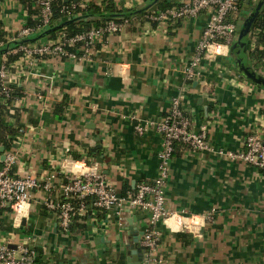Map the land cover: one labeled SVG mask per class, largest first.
Listing matches in <instances>:
<instances>
[{"label":"crops","instance_id":"0c3cea01","mask_svg":"<svg viewBox=\"0 0 264 264\" xmlns=\"http://www.w3.org/2000/svg\"><path fill=\"white\" fill-rule=\"evenodd\" d=\"M40 1L34 7L40 9ZM162 1L174 6L187 0L72 2L83 8L112 2L116 10L131 12L156 11ZM263 5L264 0H246L234 22H248ZM210 15L204 10L167 22L136 16L122 32L97 43L89 59L44 56L32 65L24 58L12 63L10 82L23 96L15 102L19 122L8 119L19 128L9 151L16 155V173L42 181L55 175L54 185H62L64 172L86 159L126 196L156 178L163 148L161 134L149 129L140 136L134 126L164 117L172 99L183 94L186 115L195 130L207 128L213 150L176 145L166 200L180 215L159 226L151 257L161 264H264V172L218 154L243 151L250 134L264 141V87L241 72L240 60L264 73L249 58L247 46L255 35L248 31L242 47L233 50L234 44L215 61L204 58L200 77L185 78L182 68L194 56ZM28 18L19 0H0L7 35L20 32ZM57 196L37 190L20 213L0 209V242L17 255L34 251L38 264H145L147 213L129 207L104 212L90 198L87 214L65 231L47 207ZM189 216H196L194 223ZM183 222L190 228L183 230Z\"/></svg>","mask_w":264,"mask_h":264},{"label":"built area","instance_id":"2783aa9c","mask_svg":"<svg viewBox=\"0 0 264 264\" xmlns=\"http://www.w3.org/2000/svg\"><path fill=\"white\" fill-rule=\"evenodd\" d=\"M54 1L41 0L39 2L42 20V26L39 29L24 27L16 35H7L5 41H0V50L7 48L9 42L30 38L50 26ZM76 7L73 3L70 8H63V12L67 13V18L75 16L73 11ZM204 10L211 12L210 18L194 56L182 68V73L189 81H195L200 77V67L204 58L215 61L218 55L228 51L238 41L240 32L233 18L241 10L240 0H187L166 11L146 16L152 22H167L196 16ZM128 23V19L121 22L109 21L103 26L93 27L71 37L61 32L54 40L35 45L9 47L2 55L3 62L0 65V97L9 98L12 92L13 85L9 78L10 68L7 64L9 55L22 52L23 58L30 65L44 56H59L74 60L89 59L97 43L108 35L122 32ZM250 44L254 48L256 39L253 38ZM183 100V94L175 96L169 112L164 117L158 120H146L144 123L138 122L134 126L135 132L140 136H143L149 129H153L163 137V148L158 153L159 169L156 178L151 182L140 184L135 192L126 196L118 195L107 176L94 166H89L86 159L75 163V170L64 172L62 185L53 184L55 175L48 177L45 181L30 175L21 176L15 172L16 155L9 151L5 153L4 159L0 157V209L18 214L25 205L31 202L35 191L53 192L58 194L57 200L49 201L47 207L58 215L61 227L65 231L70 228L76 218L87 214V200L90 198L94 200V206L104 212L120 213L125 207H129L147 213L148 225L142 235V245L148 255L145 264H161V259L151 257L161 238L159 226L170 218L180 215L179 212H172L167 208L166 200L170 164L176 145L181 144L196 152L213 150L208 139L207 128L204 127L201 130L193 128L191 119L184 111ZM218 154L247 163L264 172V141L258 134H250L247 137L243 151L219 150ZM73 200L79 201L77 206L74 205ZM187 219L190 223H194L196 216H189ZM209 219H212L211 215ZM190 223L183 222L182 229L190 228ZM0 264H38V262L34 251L25 249L22 255H17L8 245L0 242Z\"/></svg>","mask_w":264,"mask_h":264},{"label":"trees","instance_id":"16d2710c","mask_svg":"<svg viewBox=\"0 0 264 264\" xmlns=\"http://www.w3.org/2000/svg\"><path fill=\"white\" fill-rule=\"evenodd\" d=\"M37 0H19V2L27 9L29 18L26 23V27L32 29H39L42 26L41 20V8L38 9L35 6ZM246 0H240L241 9L244 8ZM72 2H67V0H55L52 4V18L51 24L45 30L39 31L36 35L30 38H24L21 40H16L14 42H9L7 48L0 50V65L2 64V55L7 52L9 47H18L19 45H30L39 44L43 40H54L57 36L64 32L67 36L71 37L79 33L86 32L93 27H100L107 24L109 21L121 22L124 19L131 21L133 17L144 18L151 13L158 14L160 12L166 11L167 9L173 7V5L162 1L158 10L149 11V8L142 9L139 11H118L116 10L112 2L103 4L102 6L90 5L87 8L81 7L80 4L76 3V9L73 11L74 17L69 19L66 17V11L63 12L64 7L70 8ZM79 15V16H78ZM95 18V21H87V19ZM252 25L249 30L251 36L254 34L256 39V46L251 47L249 43L247 46V51L252 64L264 73V5L261 7L260 12L256 13L250 19ZM7 37V32L4 31L2 25L0 24V41H5ZM24 54L22 52L16 55H9L7 64L10 65L17 60L23 58ZM23 96L22 89L18 86L12 87V92L9 98H3L0 103V146L4 147L5 151L10 150L11 143L14 137L18 134V125H10L8 122L9 118L16 119V124L19 122V112L15 108V102L21 99ZM15 109V115H11V110ZM75 206L78 205L79 201H73ZM89 204V202H88Z\"/></svg>","mask_w":264,"mask_h":264},{"label":"water","instance_id":"95a60500","mask_svg":"<svg viewBox=\"0 0 264 264\" xmlns=\"http://www.w3.org/2000/svg\"><path fill=\"white\" fill-rule=\"evenodd\" d=\"M72 1L75 2L76 0H67V2H72ZM247 3H249V1H247ZM87 21L94 22L95 18L87 19ZM251 25H252V23L250 20L246 23H244L243 21L238 22L237 28L240 32V38H239V42L232 47L233 50H234V48H236L238 46L242 47V45L244 44L245 36L247 35L248 31L250 30ZM240 70L248 79H250L253 82H255L256 84L264 87V77L256 74V72L254 70L250 69L248 66H246L245 62L242 60H240ZM4 151H5L4 148L0 147V154H3ZM4 157L5 156L3 155L2 159H4Z\"/></svg>","mask_w":264,"mask_h":264},{"label":"rangeland","instance_id":"374dc122","mask_svg":"<svg viewBox=\"0 0 264 264\" xmlns=\"http://www.w3.org/2000/svg\"><path fill=\"white\" fill-rule=\"evenodd\" d=\"M112 212H114V211H112Z\"/></svg>","mask_w":264,"mask_h":264}]
</instances>
